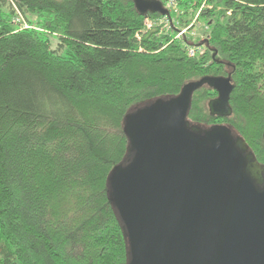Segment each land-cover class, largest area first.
<instances>
[{"label": "trees", "instance_id": "trees-1", "mask_svg": "<svg viewBox=\"0 0 264 264\" xmlns=\"http://www.w3.org/2000/svg\"><path fill=\"white\" fill-rule=\"evenodd\" d=\"M203 1L179 0L180 26ZM7 2L0 0V264H128L109 194L112 170L130 154L126 116L189 82L231 78L229 116L210 113L218 93L203 85L187 119L223 123L216 125L264 164V0H209L200 15L209 26L205 51L196 57L186 38H175L176 25L143 32L134 0H11L10 15ZM17 11L27 21L36 15V26L19 29Z\"/></svg>", "mask_w": 264, "mask_h": 264}, {"label": "water", "instance_id": "water-1", "mask_svg": "<svg viewBox=\"0 0 264 264\" xmlns=\"http://www.w3.org/2000/svg\"><path fill=\"white\" fill-rule=\"evenodd\" d=\"M148 15L161 0H134ZM218 93L212 115L229 116L230 77L206 76L126 116L130 154L109 177L129 243L128 264H264V164L232 130L187 119L193 93Z\"/></svg>", "mask_w": 264, "mask_h": 264}, {"label": "built area", "instance_id": "built-area-1", "mask_svg": "<svg viewBox=\"0 0 264 264\" xmlns=\"http://www.w3.org/2000/svg\"><path fill=\"white\" fill-rule=\"evenodd\" d=\"M163 2L164 7L169 11V14L167 15H161L158 17H151L149 14L145 16L144 18V29L143 32H146L148 30L154 29L155 27L160 28V32H170L175 25L178 27L176 29V39L186 38L187 39V52L189 56L196 57L200 54H202L205 51L204 46H201L200 44H196V30L195 26L197 24V21H200V15L202 11L206 8H211L209 6V0H204L198 10L196 11L193 19L190 21V23L182 27L179 25L178 17L182 14L180 11V5L179 0H161ZM137 37L140 38V35L137 34ZM204 39L206 40L207 33H204L202 35Z\"/></svg>", "mask_w": 264, "mask_h": 264}, {"label": "rangeland", "instance_id": "rangeland-1", "mask_svg": "<svg viewBox=\"0 0 264 264\" xmlns=\"http://www.w3.org/2000/svg\"><path fill=\"white\" fill-rule=\"evenodd\" d=\"M10 5H13L12 4V2H11V0H8V2L6 3V5L4 6V13L6 14V15H10V12H11V7H10ZM17 13H18V15H14L13 16V21H14V23H16V24H18L19 25V29H23V28H33V27H35L36 26V23H37V21H38V18H37V16L36 15H29V20H31L32 21V23H30V22H28L27 21V19L22 15V14H20L18 11H17ZM196 13V12H195ZM194 17V16H193ZM193 17H192V19H193ZM207 21L206 20H204V19H201V17H200V21H197V24H196V26H195V30H196V33H197V35H196V37H197V39H196V44H200L201 46H204V42H205V39H204V37H202V35L204 34V33H207V32H209V26L207 25V23H206ZM190 23V22H189ZM34 25V26H32V25ZM163 34H166V32H162ZM54 43H55V41H54ZM143 106H141V105H137V106H135L133 109H131V112H137L139 109H141ZM216 124H223V123H215V125ZM210 128V126L209 127H204V129H209ZM232 134L235 136V137H237V135L236 134H234L233 132H232Z\"/></svg>", "mask_w": 264, "mask_h": 264}]
</instances>
